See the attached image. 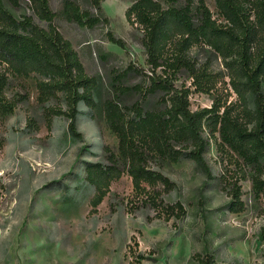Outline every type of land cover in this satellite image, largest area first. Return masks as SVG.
I'll return each instance as SVG.
<instances>
[{
	"label": "rangeland",
	"instance_id": "obj_1",
	"mask_svg": "<svg viewBox=\"0 0 264 264\" xmlns=\"http://www.w3.org/2000/svg\"><path fill=\"white\" fill-rule=\"evenodd\" d=\"M17 18L34 15L28 0H4ZM82 10L95 13L91 0H73ZM135 0H105L102 7L110 19L93 29L68 22L60 13L64 0H50L58 14L55 24L78 52L86 73L96 79V109L78 106V131L69 132V119L55 116L48 128L46 113L51 107L67 109L61 94L48 102L39 101L36 74H10L5 95L19 100L12 114L0 116V264H264V193L256 196L254 166L244 162L228 147L219 146V134L210 137L205 153L209 175L191 159L177 162L154 158L149 167L170 179L166 191L159 185L164 205L181 202L186 214L177 218L143 203L131 178L124 173L91 213L95 188L86 179L88 163L107 164L109 151L117 153L118 139L109 128L101 105L118 94L116 76L129 65L149 70L142 45L143 31L126 19ZM219 23L215 0H205ZM193 12L199 17L198 0ZM42 27L47 24L34 16ZM111 31L125 41L121 48L108 40ZM190 56L197 67L211 73L209 93L196 91L185 69L176 73L175 86L190 87L191 109L211 107L219 99L227 105L238 98L231 85V72L223 58L210 46H193ZM130 72L121 86L141 82ZM136 92L120 96L123 106L140 100ZM161 94L150 96L146 110L160 108ZM31 121L32 125L29 126ZM264 180V174L262 176ZM242 187L245 209L228 210L232 186ZM158 206V205H157Z\"/></svg>",
	"mask_w": 264,
	"mask_h": 264
},
{
	"label": "trees",
	"instance_id": "obj_2",
	"mask_svg": "<svg viewBox=\"0 0 264 264\" xmlns=\"http://www.w3.org/2000/svg\"><path fill=\"white\" fill-rule=\"evenodd\" d=\"M11 1L18 5L16 0ZM28 1L34 15L17 18L0 0V116L12 114L19 102L5 95L8 76L36 74L41 78L37 83L39 101L46 103L61 94L67 105L66 110H47L48 128L51 129L55 116L65 115L70 134L82 138L77 126L78 106L84 103L90 109L98 108L94 99L96 79L86 73L78 52L56 26L58 14L51 8L50 0ZM104 1L91 0L94 13L82 10L73 0H64L60 14L68 22L88 29L101 23L108 25ZM215 2L225 24L213 18L205 0H198V18L193 12L194 0H135L126 10L129 24L143 31L142 45L149 70L129 65L116 76L118 94L101 105L105 120L118 139V150L109 151L107 164L86 165V179L95 188L91 213L97 212L112 183L126 173L134 191L143 196V203L157 209L162 206V212L169 216L183 217L186 211L181 202L164 205L160 200L157 187L161 184L169 191L173 183L151 169L149 161L159 158L177 162L187 158L209 175L205 153L210 139L204 135L205 129L211 138L219 134V146L228 147L254 166L253 191L256 196L264 193V0ZM34 16L45 22L47 28L40 26ZM107 36L113 44L126 47L125 41L113 32L109 31ZM198 44L210 46L223 58L231 72L237 102L227 105L216 99L211 107L194 111L191 88L175 86L176 73L185 69L196 91H211V73L197 67L190 56L191 49ZM130 72L140 75L141 82L123 88L121 82ZM131 91L138 93L140 100L123 106L120 96ZM156 94H161V107L146 110L145 103ZM231 197L228 210L243 212L245 203L238 182L232 186ZM261 234L264 238V227Z\"/></svg>",
	"mask_w": 264,
	"mask_h": 264
}]
</instances>
